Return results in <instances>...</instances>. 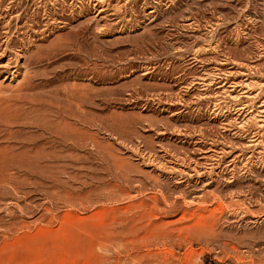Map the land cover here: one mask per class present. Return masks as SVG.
I'll return each mask as SVG.
<instances>
[{"label":"rangeland","instance_id":"374dc122","mask_svg":"<svg viewBox=\"0 0 264 264\" xmlns=\"http://www.w3.org/2000/svg\"><path fill=\"white\" fill-rule=\"evenodd\" d=\"M0 65V264H264V0H0Z\"/></svg>","mask_w":264,"mask_h":264},{"label":"bare ground","instance_id":"6f19581e","mask_svg":"<svg viewBox=\"0 0 264 264\" xmlns=\"http://www.w3.org/2000/svg\"><path fill=\"white\" fill-rule=\"evenodd\" d=\"M102 10H104V9H102ZM15 29H16V28H15ZM4 41H5V40H4ZM9 42H10V41H9ZM6 43L8 44V40H7ZM6 46L8 47V45H6ZM9 48H10V45H9ZM6 49H7V48H6ZM14 54H15V53H14ZM16 54H17V52H16ZM9 55H10V54H9ZM2 57H3V56H2ZM11 58H12V57H11ZM13 58H14V57H13ZM15 58H16V57H15ZM15 58H14V59H15ZM8 61H9V60H8ZM9 62H10V61H9ZM9 62H7V63H9ZM14 62H15V61H14ZM16 62H17V60H16ZM16 62H15V63H16ZM17 63H18V62H17ZM1 64H2V63H1ZM5 64H6V63H5ZM9 65H10V64H9ZM0 66H1V65H0ZM6 66H8V64H7ZM5 68H6V67H5ZM8 68H9V67H8ZM261 114H262V113H261ZM260 116H262V115H260ZM262 117H263V116H262ZM255 118H256V117H255ZM261 122L264 123V119H263ZM262 125H263V124H262ZM260 126H261V125H260ZM263 126H264V125H263ZM43 134H44V133H43ZM45 135H46V134H45ZM252 140H253V139H252ZM55 141H56V140H55ZM51 149H52V148H51ZM40 156H41V155H40ZM38 159H39V158H38ZM36 161H37V160H36ZM36 163H37V162H36ZM16 164H17V163H16ZM13 166H14V164H13ZM21 171H22V170H21ZM18 172H19V171H18ZM33 173L35 174V172H33ZM30 174H31V173H30ZM13 178H14V177H13ZM10 180H11V179H10V177H9V181H10ZM158 182H159V181H158ZM158 182H157V183H158ZM8 183H9V182H8ZM126 183H127V182H126ZM134 183H135V182H134ZM10 184H11V183H10ZM135 185H136V184H135ZM154 185H156V184H154ZM10 186H11V185H10ZM133 190H134V189H133ZM183 191H184V190H183ZM14 192H15V191H14ZM180 193H181V192H180ZM141 194H142V193H141ZM183 194H185V193L183 192ZM183 194H182V195H183ZM188 194H189V193H188ZM176 195H177V194H176ZM182 195H181V196H182ZM191 195H192V194H191ZM184 197H185V196H184ZM189 197H190V196H189ZM132 198H133V197H132ZM155 199H156V198H155ZM155 199H154V200H155ZM190 199H191V198H190ZM205 199H206V198H205ZM130 200H131V199H130ZM155 202L157 203L158 200H156ZM141 203H142V202H141ZM201 203H202V202H201ZM159 204H160V203H159ZM198 204H199V203H198ZM202 204H203V203H202ZM205 204H206V203H205ZM141 205H142V204H141ZM143 205H144V204H143ZM143 205H142V206H143ZM191 205H192V204H191ZM200 205H201V204H200ZM203 205H204V204H203ZM149 207H150V206H149ZM151 207H152V206H151ZM217 207H218V205H217ZM145 208H146V207H145ZM155 208H156V207H154V209H155ZM243 208H244V207H243ZM172 209H175V207L173 206V208H171L170 211H172ZM208 209H209V207H208ZM150 210H151V212H150V213H151L150 217H152V213H153V212H152V209H150ZM150 210H149V211H150ZM236 211H237V210H236ZM141 212H142V211H141ZM141 212H140V213H141ZM212 212H213V211H212ZM219 212H220V211H219ZM138 213H139V212H138ZM147 213H148V211H147ZM147 213H146V214H147ZM190 213H191V212H190ZM131 214H132V213H131ZM141 214H142V213H141ZM192 214H193V213H192ZM194 214H195V212H194ZM143 215H144V214H143ZM148 215H149V214H148ZM154 215H155V214H154ZM210 215H211V214H210ZM212 215H213V214H212ZM215 215H216V214H215ZM141 216H142V215H141ZM156 216H157V215H156ZM192 216H193V215H192ZM206 216H207V215H206ZM206 216H205V217H206ZM213 216H214V215H213ZM216 216H218V215H216ZM150 217H149V218H150ZM153 217H154V216H153ZM184 217H186V215H185ZM187 217H188V216H187ZM190 217H191V216H190ZM123 218H124V217H123ZM140 218H143V216L140 217ZM145 218H146V217H145ZM145 218H143V219H145ZM118 219H119V218H118ZM193 219H194V218H193ZM196 219H197V217H196ZM202 219H203L204 221H208V220H205L206 218L204 219L203 216H202V217H199V219H198L199 221L197 220V221H198V226H200L201 222L203 221ZM191 220H192V219H191ZM213 220H214V219H213ZM194 221H195V219H194ZM197 221H196V222H197ZM112 222H113V221H112ZM116 222L118 223V221H116ZM113 223H114V222H113ZM119 223H121V222H119ZM129 223H130V222H129ZM144 223H145V222H144ZM144 223H143V224H144ZM166 223H167V222H166ZM194 223H195V222H194ZM194 223H193V224H194ZM211 223H213V222H211ZM14 224H15V223H14ZM145 224H147V223H145ZM163 224H164V223H163ZM202 224H203V223H202ZM206 224L208 225V223H206ZM9 225H10V224H9ZM115 225H116V224H115ZM125 225H126V224H125ZM133 225H134V224H133ZM155 225H156V224H155ZM155 225H154V226H155ZM195 225H196V223H195ZM195 225H193V226H195ZM119 226H120V225H119ZM146 226H147V225H146ZM154 226H150L152 229H150V227H148L146 230L150 229L151 232H152L155 228H156V230H157V226H156V227H154ZM158 226H160V225H158ZM190 226H191V225H189V227H187V228H185V229H181V230H180V233L177 234L178 236L175 235L176 237H175L172 233H170V231H169V233H168V231H167L166 235H164V233H163L162 230H161V231H162L163 235H162V233H160V232H159V233H156L155 231H153V232L155 233V235L153 234V236H151V237H157L158 239H160L159 237H161V236H165L164 238H174V240H175L176 238H178V239L181 241V240L186 239L187 236H190V235H192V234H197V235H198L199 233H202V235H203V233H204V232H203L204 229L201 228L202 225H201V227H199L200 229H197L198 227H197V228H196V227L194 228V227H190ZM10 227H11V226H10ZM132 227H133V226H132ZM136 227H137V230H138V228L141 229V230H143V228H141L140 226H139V227L136 226ZM153 227H154V229H153ZM176 227H177V226H176ZM216 227H217V226H216ZM128 228H129V227H128ZM130 228H131V227H130ZM207 228H208V227H207ZM209 228H211V227L209 226ZM209 228H208V230H209ZM159 229H161V228H159ZM164 229H165V228H164ZM177 229H178V228H177ZM202 229H203V230H202ZM117 230H118V229H117ZM117 230H116V231H117ZM119 230H120V229H119ZM124 230H125V229H124ZM124 230H123V231H124ZM144 230H145V229H144ZM150 230H149V231H150ZM173 230H174V228H173ZM212 230H213V229H211V231H212ZM171 231H172V230H171ZM174 231H175V230H174ZM206 231H207V230H206ZM216 231H217V230H216ZM131 232H132V231H131ZM136 232H137V231H136ZM142 232H144V231H142ZM146 232H147V231H145L144 234H143V235H140V236H144V235H145V236H148V235L151 234V232H150L148 235H146ZM212 232H213V231H212ZM212 232L210 233V231H209V233H207V234H208V235H209V234H212ZM114 233H115V232H114ZM118 233H120V232H118ZM124 233H125V232H124ZM139 233H140V231H139ZM213 233H214V232H213ZM121 235H122V234H121ZM137 235H138V237H139V234L136 233V236H137ZM199 235H200V234H199ZM111 236H112V235H111ZM115 236H116V234H115ZM145 236H144V237H145ZM195 236H196V235H195ZM210 236H211V235H210ZM217 236H218V235H217ZM133 237H134V235H133ZM144 237H143V238H144ZM151 237H150V238H151ZM212 237H213V236H212ZM136 238H137V237H136ZM146 238H147V237H146ZM146 238H145V240H146ZM150 238H149L148 240H150ZM191 238H192V236H191ZM199 238H200V237H199ZM207 238H210V237H207ZM207 238L204 239V241L207 240ZM116 239H117V238H116ZM119 239H120V238H119ZM132 239H135V238H132ZM132 239L129 240V241L131 242ZM137 239L140 240L141 238H137ZM154 239H155V238H154ZM162 239H163V238H162ZM236 239H237V238H236ZM139 240H136V241H137V244H139V243H138ZM141 240H143V239H141ZM151 240H152V239H151ZM155 240H156V239H155ZM176 240H177V239H176ZM122 241H123V240H122ZM152 241L154 242V240H152ZM160 241H162V240H159V242H160ZM189 241H190V240H189ZM196 241H199V240H196ZM115 242H116V241H115ZM115 242H114V243H115ZM132 242H135V241H132ZM132 242H131V243H132ZM142 242H143L144 244L146 243V241H145V242L142 241ZM148 242H150V241H148ZM176 242H177V241H176ZM190 242H191V241H190ZM125 243H126V242H125ZM173 243H174V242H173ZM184 243H185V241H184ZM184 243H183V244H184ZM188 243H189V242H188ZM109 244H110V243H109ZM115 244H116V243H115ZM147 244H148V243H147ZM177 244H178V242H177ZM111 245H112V244H111ZM141 245H142V244H141ZM141 245H140V246H141ZM171 245H172V244H171ZM190 245H191V244H190ZM104 246H105V245H104ZM115 246H116V245H115ZM128 246H129V245H128ZM174 246H175V245H174ZM177 246H178V245H177ZM181 247H182V246H181ZM158 248H159V247H158ZM178 248H180V245H179ZM129 249H130V247H129ZM115 250H116V249H115ZM122 250H123V249H122ZM144 250H145V249H144ZM119 251H120V250H119ZM117 252H118V251H117ZM120 252H121V251H120ZM123 252H125V251H123ZM153 252H154V251H153ZM173 252H174V251H173ZM110 253H111V252H110ZM115 253H116V252H115ZM135 254H136V253H135ZM111 255H112V254H111ZM140 255H141V254H140ZM126 256H127V255H126ZM130 258H131V257H130ZM134 258H135V257H134ZM134 258H133V259H134ZM133 259H132V260H133ZM216 259H217V258H216ZM112 260H113V259H112ZM118 260H119V259H118ZM128 260H129V259H128ZM186 260H187V259H186ZM213 260H214V258H213ZM217 260H218V259H217ZM129 261H131V260H129ZM140 261H141V260H140ZM166 261H167V260H166ZM196 261H197V260H196ZM196 261H195V262H196ZM215 261H216V260H215ZM215 261H214V262H215ZM107 262H108V261H107ZM131 262H132V261H131ZM135 262H136V261H135ZM168 262H169V261H168ZM168 262H167V263H168ZM211 262H212V261H211ZM122 263H123V262H122ZM133 263H134V262H133ZM141 263H142V262H141ZM153 263H154V262H153ZM219 263H220V262H219ZM110 264H111V263H110ZM135 264H137V263H135ZM149 264H150V263H149ZM187 264H188V263H187ZM189 264H191V263L189 262ZM192 264H193V262H192ZM196 264H199V263L196 262ZM208 264H209V263H208ZM216 264H217V263H216Z\"/></svg>","mask_w":264,"mask_h":264}]
</instances>
